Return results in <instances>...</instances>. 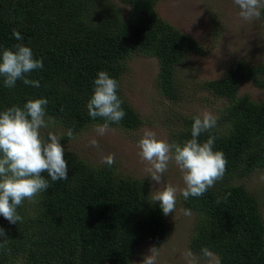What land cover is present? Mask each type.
<instances>
[{
  "label": "trees",
  "instance_id": "1",
  "mask_svg": "<svg viewBox=\"0 0 264 264\" xmlns=\"http://www.w3.org/2000/svg\"><path fill=\"white\" fill-rule=\"evenodd\" d=\"M119 1L128 6L126 17L108 0H0V51L23 43L44 64L27 74L39 80V87L18 80L8 88L0 77V112L44 97L46 117L66 132L102 124V118L93 119L87 110L94 80L100 71L118 80L132 53L157 59V89L176 100L177 64L190 53H205L204 47L161 18L156 0ZM261 17L264 30V10ZM14 29L22 40L15 38ZM244 81L264 88V61L234 60L220 78L197 84L225 100L217 110V126L199 140L214 135V150L222 151L228 163L223 179L203 196L185 200L181 195L182 206L195 213L191 252L203 257L206 248L217 255L218 264H264L258 199L236 183L264 169V100L237 95ZM118 95L126 115L110 125L137 128L142 119L119 89ZM194 116L180 118L170 143L182 145L191 138ZM65 158L68 179L53 182L43 173L50 187L36 197L32 212L27 208L26 217L18 207L22 222L10 224L0 215V228L8 235L0 241V264H131L137 246L164 239L169 223L159 202H150V179L125 175L115 164H91L73 150H65Z\"/></svg>",
  "mask_w": 264,
  "mask_h": 264
},
{
  "label": "rangeland",
  "instance_id": "2",
  "mask_svg": "<svg viewBox=\"0 0 264 264\" xmlns=\"http://www.w3.org/2000/svg\"><path fill=\"white\" fill-rule=\"evenodd\" d=\"M108 1L118 7L123 17L127 16V5L119 0ZM155 9L161 18L196 38L205 49L203 54L190 53L177 64L178 98L172 100L159 93L156 86L159 71L156 58L132 53L125 61L118 82L125 102L142 119L137 128L122 129L110 125V130L104 136H98L95 127L100 123H91L73 134L75 139H63L67 132L51 118L49 127L42 129L45 136L49 131L61 136L65 150L75 151L91 164H100L104 156L114 154V164L119 172L141 179H149L144 171L148 165L141 159L138 148L144 129H152L159 137L170 142V133L178 128L181 117L198 115L204 110L217 116L224 98L214 96L197 84L205 79L220 78L234 60L241 59L252 64L264 61L262 17L259 20H243L233 0H156ZM237 95L264 100V88L244 81L239 85ZM93 137L98 140L99 148L89 146ZM150 182L151 195L167 183H172L178 189L185 187L183 173L174 161L170 162L164 174L163 184ZM236 183L244 185L256 196L264 222V169L239 178ZM27 208L32 212L34 203L28 200L23 202L24 217ZM185 210L190 211L191 215H185ZM166 217L169 231L164 239L159 243L146 241L137 246L131 254V264H141L152 247H157L159 252L156 264H218L216 254L200 257L191 252L189 239L195 213L182 206L181 195H178L174 213ZM189 252L191 257L186 256Z\"/></svg>",
  "mask_w": 264,
  "mask_h": 264
},
{
  "label": "clouds",
  "instance_id": "3",
  "mask_svg": "<svg viewBox=\"0 0 264 264\" xmlns=\"http://www.w3.org/2000/svg\"><path fill=\"white\" fill-rule=\"evenodd\" d=\"M240 9L243 20H259L264 10V0H233ZM17 40H22L18 30H13ZM44 67L43 59L34 57L31 47L18 43L12 48L0 51V77L5 87L12 88L18 80L25 85L39 87V80L29 79L27 74ZM119 82L107 71H100L94 80V92L87 103V110L93 119L99 117L104 123L95 127L98 136H104L110 130L111 123H119L126 115L118 95ZM47 98H31L23 106L13 105L0 112V215L10 224L22 222L17 209L25 200L36 202V197L50 187L51 181L68 179L69 165L65 158L62 137L49 131L45 136L42 129L49 127L47 117ZM218 117L208 110L193 117L191 138L182 145L170 143L159 137L152 129H144L138 141L139 155L147 163L146 176L156 184H163L164 174L170 162L174 161L183 173L185 187L178 189L172 183L152 193L151 203L159 202L165 216L174 213L178 195L187 200L189 197L203 196L217 181L223 179L227 159L222 151L214 150L216 137L210 135L203 143L199 137L210 133L217 126ZM67 136L75 139L70 129ZM90 147L99 148L98 140L93 137ZM103 163L111 167L115 163L114 154L103 157ZM185 215L191 212L185 210ZM8 235L0 228V241H6ZM205 257L211 254L205 248ZM159 255L157 247L150 249L141 264H156ZM191 257L192 254L186 253Z\"/></svg>",
  "mask_w": 264,
  "mask_h": 264
}]
</instances>
